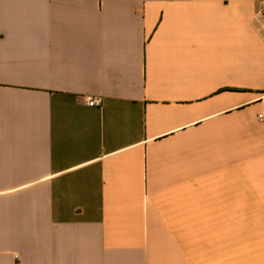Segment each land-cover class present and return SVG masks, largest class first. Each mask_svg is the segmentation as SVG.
<instances>
[{
    "label": "crops",
    "instance_id": "crops-1",
    "mask_svg": "<svg viewBox=\"0 0 264 264\" xmlns=\"http://www.w3.org/2000/svg\"><path fill=\"white\" fill-rule=\"evenodd\" d=\"M261 114L262 0H0V264H264Z\"/></svg>",
    "mask_w": 264,
    "mask_h": 264
},
{
    "label": "built area",
    "instance_id": "built-area-1",
    "mask_svg": "<svg viewBox=\"0 0 264 264\" xmlns=\"http://www.w3.org/2000/svg\"><path fill=\"white\" fill-rule=\"evenodd\" d=\"M262 1H264V0H262ZM100 104H101V102L97 101V100H93V101L89 102L90 106H100ZM259 118H260L261 121H264V115H262V114L259 115Z\"/></svg>",
    "mask_w": 264,
    "mask_h": 264
}]
</instances>
